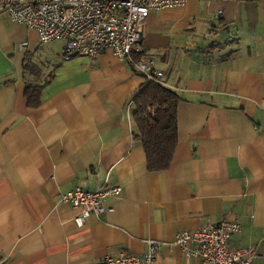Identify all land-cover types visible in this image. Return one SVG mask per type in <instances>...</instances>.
<instances>
[{"label":"crops","instance_id":"obj_1","mask_svg":"<svg viewBox=\"0 0 264 264\" xmlns=\"http://www.w3.org/2000/svg\"><path fill=\"white\" fill-rule=\"evenodd\" d=\"M151 13L172 40L198 14L219 36L177 63L167 48L150 52L145 25L143 58L181 98L162 171L147 169L134 135L132 101L144 80L127 59L63 61L64 43L41 44L0 11V264H97L142 256L150 239L161 242L154 264H198L174 240L207 220L238 223L229 248L254 247V264H264V1L198 0ZM33 85L42 86L36 108L24 98ZM103 186L121 189L105 199L113 211L76 226L78 209L59 197Z\"/></svg>","mask_w":264,"mask_h":264},{"label":"built area","instance_id":"obj_2","mask_svg":"<svg viewBox=\"0 0 264 264\" xmlns=\"http://www.w3.org/2000/svg\"><path fill=\"white\" fill-rule=\"evenodd\" d=\"M191 1L198 0H0V11L33 30L41 44L64 43L63 61L80 56L93 62L99 54L111 53L117 59H127L145 82H151L162 79L163 72L152 58L142 56L146 19L150 12L185 7ZM216 1L223 6L228 0ZM120 192L119 187L103 186L94 191L76 187L62 194L59 202L78 209L74 223L81 227L91 214L99 217L112 212L105 199ZM239 230L236 222L207 220L197 231L176 234L174 244L198 264H254V247L233 250L228 246L230 237ZM160 247V241L150 239L142 256L122 252L97 264H154Z\"/></svg>","mask_w":264,"mask_h":264},{"label":"trees","instance_id":"obj_3","mask_svg":"<svg viewBox=\"0 0 264 264\" xmlns=\"http://www.w3.org/2000/svg\"><path fill=\"white\" fill-rule=\"evenodd\" d=\"M41 89L40 85L25 87L28 107L36 108L40 104ZM180 101V96L165 85L163 77L157 81H144L132 101L134 135L142 144L149 171H162L170 165L177 144V106Z\"/></svg>","mask_w":264,"mask_h":264},{"label":"rangeland","instance_id":"obj_4","mask_svg":"<svg viewBox=\"0 0 264 264\" xmlns=\"http://www.w3.org/2000/svg\"><path fill=\"white\" fill-rule=\"evenodd\" d=\"M196 16L190 29L184 30L183 28L182 34H179L177 38L172 40L169 34L170 27L161 24L159 13H151L146 21L145 46H149L150 52L155 57L159 54V48H167L170 51L167 54V58H170V61L175 60L179 63L182 60H185L186 57H189V54L186 51L193 50L191 47L192 44L201 47L209 45L210 43L219 42V36H213L211 31L209 32L206 28L207 24L200 23V14ZM204 20L205 23H207L206 18Z\"/></svg>","mask_w":264,"mask_h":264}]
</instances>
